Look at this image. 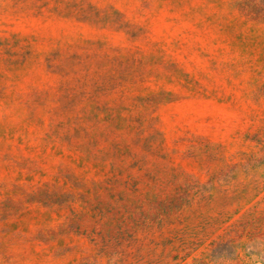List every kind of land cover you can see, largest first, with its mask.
<instances>
[{
  "label": "rangeland",
  "instance_id": "obj_1",
  "mask_svg": "<svg viewBox=\"0 0 264 264\" xmlns=\"http://www.w3.org/2000/svg\"><path fill=\"white\" fill-rule=\"evenodd\" d=\"M0 264H264V0H0Z\"/></svg>",
  "mask_w": 264,
  "mask_h": 264
}]
</instances>
